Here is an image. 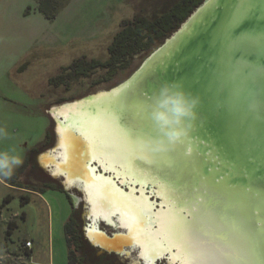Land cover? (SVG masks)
Masks as SVG:
<instances>
[{
    "label": "rangeland",
    "instance_id": "374dc122",
    "mask_svg": "<svg viewBox=\"0 0 264 264\" xmlns=\"http://www.w3.org/2000/svg\"><path fill=\"white\" fill-rule=\"evenodd\" d=\"M175 1L69 0L54 20H47L38 10V0H0V129L7 133L0 137V152L19 155L24 162L28 150L42 142L50 128L48 111L100 92H109L125 83L162 43L135 56L128 69L113 76L108 70L99 69L88 77H70L69 67L82 59L106 61L109 45L123 22L142 13L155 15ZM96 101L94 106L86 104L77 108L74 118L88 129L95 141L92 143L93 157L109 164L112 162L116 168L122 171L125 168L126 174H130L128 148L132 149L133 145L128 146L127 136L119 134V137L115 134L118 130L109 124V118L116 113L108 107L112 102L109 99ZM69 138V143L73 141V152L78 151L79 138L75 135ZM56 144L57 139L48 150H55ZM64 150L67 154V148ZM134 176L127 177L138 181ZM22 177L15 174L10 179L0 178V256L23 253L26 243L31 242L35 263L69 264L65 237V224L71 215L68 197L56 190L41 191L40 186H36L35 193L12 189L18 188L15 181ZM67 189L82 197L75 188ZM103 189L99 191V198L104 206L126 208L125 204L129 203L126 198L122 196L125 203L109 187ZM169 200L171 204L168 203L170 207L166 208L168 215H163L157 248L177 249L176 254L187 261L183 252L194 258L195 247L183 239L182 224L179 230V218L171 213L170 196ZM85 213L82 209L84 223ZM138 218L142 222L144 217L139 215ZM101 228L109 234L116 229L103 223ZM181 239L186 251L180 246ZM197 255L201 264H217L203 246ZM133 257L120 255L115 260L117 264H135ZM1 262L11 264L5 257ZM190 263L194 264V261L190 259ZM157 264L167 263L158 261Z\"/></svg>",
    "mask_w": 264,
    "mask_h": 264
},
{
    "label": "water",
    "instance_id": "95a60500",
    "mask_svg": "<svg viewBox=\"0 0 264 264\" xmlns=\"http://www.w3.org/2000/svg\"><path fill=\"white\" fill-rule=\"evenodd\" d=\"M237 13L245 18L239 31L253 33L254 41H236L229 34L231 17ZM132 80L138 99L149 105L165 81H180L186 90L201 97L198 118L186 138L196 153L194 176L206 185L212 200L227 209L244 195L246 199H264V0H205L125 83L108 93ZM93 166H97L95 162ZM97 168L98 173L103 172ZM60 178L64 182V177ZM72 188L81 192L80 202L83 200L85 210H89L84 192ZM73 199L80 203L78 196ZM246 203L241 209L247 217L240 222L249 234L254 233L259 246V233L257 236L254 230L263 210L256 216L255 207ZM84 216L85 235L92 244L87 228L94 224ZM114 220L117 222L116 217ZM102 223L115 227L104 220ZM116 234V229L108 233L112 237ZM95 247L122 256L138 254L130 247L122 254ZM133 260L144 264L143 258L135 256ZM156 261L170 264L169 254Z\"/></svg>",
    "mask_w": 264,
    "mask_h": 264
},
{
    "label": "bare ground",
    "instance_id": "6f19581e",
    "mask_svg": "<svg viewBox=\"0 0 264 264\" xmlns=\"http://www.w3.org/2000/svg\"><path fill=\"white\" fill-rule=\"evenodd\" d=\"M136 76L134 78H136ZM133 80L110 93L100 92L82 102L75 101L76 103L73 104L69 103V105L66 104L53 108V117L57 120V144L58 139L60 143L55 150L52 149L48 153L45 152L47 154H43V157L41 156L42 162L45 166H54V173L66 176V179L63 176L66 187L69 186L72 188V184H84L83 189L87 194V201L90 203L91 214H93L91 217L95 228L99 227L101 220H104L108 224L124 229L125 234L117 238L119 246L113 247H109L107 240L99 233L90 232V238L107 249L123 252L122 247L124 245H130L131 250L136 249L138 251V255L144 259L145 264H155L158 258H163L166 254H169L170 264H191L190 259L194 261V264H201L199 258H197V251L203 246L209 251V256L212 257L217 264H219L221 260L224 261V264H248L247 261L228 258L227 253L229 250L244 248L250 241V234L243 225L244 222H240V219H246L247 217L245 212L241 209V206L247 204L246 202L251 203L253 208L255 207L256 216H258V214L260 216L259 210H263L260 222L257 223V229H255L254 232H256L257 236L259 233L260 243L258 247L264 246V199L253 197L246 199L247 197L244 195L241 198L237 197L241 200L238 199L239 201L236 205L226 206L227 209L212 200L208 196L209 192L205 189L206 185L197 181L194 176L193 171L196 169L197 162L196 153H193L189 139H187L186 136L180 144L176 145L173 150L168 153L152 157L151 159L141 158L137 138L141 135H153L155 133L153 122L148 115L149 104L138 99L137 92L134 90L135 82ZM104 99H109V101L112 102L108 104V107L116 112L114 116L109 118V124L118 130H115V134L119 137L121 134H126L128 146L129 144L133 145L132 149L128 148L130 174H126L125 168H123V171L121 168H116L112 162L109 164L104 159L94 158L91 152L94 149L92 143L95 141L90 137L88 129L81 126L74 118L77 108L86 104L94 106L96 100ZM125 105H133L134 110L121 115L120 110ZM130 116H134V119L130 118ZM66 128L69 129L67 130ZM73 131L79 132L80 138L84 143L83 145L80 141L78 151L75 150L74 152L73 145H71L73 141L69 143V137L73 135ZM64 148H67V154ZM92 162H98L103 169V172H99L102 175L95 174L96 169L90 167ZM135 165L143 167V171L140 173H144L147 176H157V178L166 185L168 199L165 196L166 194L158 193L159 197H162V207L158 208L156 211V203L151 202L149 197L145 195L143 189L139 190L140 194H136L134 188H130L129 191L121 189V185L127 186L130 183H134L132 178H129L130 181H128L127 176L134 175ZM45 168L50 169L51 172L53 171L51 167ZM106 174H109L111 177H108V175L106 176ZM53 175L60 177L55 174ZM114 176L117 177L121 185L113 180ZM105 186L109 187L113 194L120 197L123 201L124 199L122 196L126 198L129 202L126 203V201H124L126 203L125 206L127 205L126 208H119L116 205L104 206L101 203L99 191H104L103 188ZM169 196L172 200L171 213L174 214V217L179 218V230L182 224L180 231L182 234L184 233L183 239L195 247L196 257L194 256V258L189 256L187 252H183L188 257L187 261H185L183 256L179 253L176 254L177 249L172 248L168 250L164 249V247H158L159 250L157 248V245H159L158 241L161 240V232L163 229V223L161 224V222L163 220V215H168L166 208L170 207L168 205V203H170ZM80 198L81 197H79V202ZM197 198L200 199L201 202L205 200V206L209 209V215L202 227L199 240H193L189 235L185 234L183 228V222L185 220L190 222L192 220V215L181 202L184 201L187 203ZM128 204L130 206H128ZM163 205L166 206L163 207ZM238 206L240 208H236ZM176 207L179 210L177 215ZM234 207L236 209H233L232 212V208ZM87 213L88 210L85 215ZM139 215L144 217L142 222L138 218ZM114 217H116L117 222H115ZM181 218H183V220ZM88 229L89 228H87V230ZM248 229L251 228L248 227ZM183 239L179 242L181 244L180 246L185 248L182 244ZM187 250L189 251V247ZM255 264H264V262L256 261Z\"/></svg>",
    "mask_w": 264,
    "mask_h": 264
},
{
    "label": "flooded vegetation",
    "instance_id": "af4514ba",
    "mask_svg": "<svg viewBox=\"0 0 264 264\" xmlns=\"http://www.w3.org/2000/svg\"><path fill=\"white\" fill-rule=\"evenodd\" d=\"M52 110L47 112L49 115V118L51 120V125H50V128H49L45 138L38 145H36L35 147L28 150L26 157H25V160L23 162V165L21 167H19L17 169V171L14 172V175H13V176H15V174H16L17 176H23V177L21 178V180L15 181L16 183H18L17 184L18 188L12 187V189L27 192V193H35L36 188L38 186H40L41 191L48 189V190H56L58 192L64 193L68 197L69 203L71 205V215H70L68 221L66 222V224L69 221L72 222V231L74 234L73 239L75 242V252L73 253L72 263L73 264H117L115 259H116V257H118L120 255L114 254V256H110V254H113V253H107V252L103 253L98 248H95V246H99V247H103V246L97 244L94 240H92L90 238V232L99 233L104 239L107 240L109 247H113V246H119V241H117V238L119 236H122L125 234L124 229L122 227H116L117 234L114 235V237H112V236H109L106 231H103L101 229V227H100L101 223L99 224V227H97V228H95L94 226L89 228L87 230V235H88L90 241L92 242V244L95 245V246H93L88 241V239L86 238V235H84L86 222L84 223V221L82 220V214H81L82 209H85L84 201L82 200L80 203H76L73 199L74 195L69 193L68 189H66V187H64L63 182L58 181L56 176H54L53 174L58 175V176H64L65 179H66V176L63 174L54 173V169H55L54 166H45L44 163L42 162V157L47 154V153H45V151L50 152V150H48V149L54 144L55 139H57V134H58V131L56 132V124H57L56 121L57 120L55 119V117H53L54 114H53ZM73 132H74L73 135L77 136L79 138V140L81 141V143L84 145L83 140H81V138H80L81 136H80L79 132H75V131H73ZM58 138H59V136H58ZM59 143H60V141L58 139V144ZM58 144H57V146H58ZM93 163L94 162H92L90 164V167H92L93 169L94 168L96 169L95 174L96 175H102V174L97 172V169H98L97 167L100 166L98 164V162H95L97 166H93ZM45 167H51L53 169V171L47 172L44 170ZM134 171H135L134 175H136L134 177H136L138 180V181H136L133 179L134 183H130L127 186L121 185L120 181H118L116 176L113 177V180L116 181L119 185H121V187H122L121 189H124L125 191H129L130 188H134L136 191V194H140L139 190L143 189V191L145 192V195L149 197L151 202L156 203L155 204V211H156L158 208L162 207V204H161L162 197H159L158 193L166 194L165 196L168 199V193H167L168 191H167L166 185H164L162 183V181L157 178V176H147L144 173H140L141 171H143L142 166L139 167L138 165H135ZM108 177H111V176H109V174H108ZM128 181H130L129 178H128ZM19 183H22V184H19ZM74 186L80 188L84 192L86 202L89 206V210H88V213L86 215H88V217L92 219L91 216H93V214H91L90 203L87 201V194L85 193V191L83 189L84 184L83 185L82 184L81 185L72 184L71 187H74ZM67 188H70V187L67 186ZM75 190L81 194V192L78 189H75ZM165 206L163 205V207H165ZM177 212H179V210L176 207V214H177ZM84 218H85V216H84ZM66 224H65V227H66ZM65 237H66V234H65ZM126 247H130V249H131L130 245H124L122 247L123 252H118V251H116V252L122 254V253L126 252V250H127ZM103 248L107 249L105 247H103ZM107 250H109L110 252L115 251L113 249H107ZM137 257L139 259L141 258L138 254H137ZM69 258H70V254L68 253V262H69ZM133 261L135 264H139L138 260H133ZM143 261H144V259H143ZM143 263L145 264V262H143Z\"/></svg>",
    "mask_w": 264,
    "mask_h": 264
},
{
    "label": "trees",
    "instance_id": "16d2710c",
    "mask_svg": "<svg viewBox=\"0 0 264 264\" xmlns=\"http://www.w3.org/2000/svg\"><path fill=\"white\" fill-rule=\"evenodd\" d=\"M204 1L177 0L155 15L147 16L142 13L133 20L123 22L109 45L107 60H78L69 67L70 77H88L92 71L99 69H106L113 76L120 70L128 69L135 56L152 49L156 44H163ZM68 2L69 0H38V10L45 19L54 20ZM69 222L66 224L65 234L70 254L69 264H73L75 242L72 222Z\"/></svg>",
    "mask_w": 264,
    "mask_h": 264
},
{
    "label": "clouds",
    "instance_id": "9594fccd",
    "mask_svg": "<svg viewBox=\"0 0 264 264\" xmlns=\"http://www.w3.org/2000/svg\"><path fill=\"white\" fill-rule=\"evenodd\" d=\"M201 97L186 90L180 81H165L154 93L148 107V115L154 125L153 135L137 138L141 158L168 153L189 135L191 127L198 118ZM7 133L0 129V137ZM23 164L19 155L0 152V178L10 179L15 169Z\"/></svg>",
    "mask_w": 264,
    "mask_h": 264
},
{
    "label": "snow or ice",
    "instance_id": "6c2138e0",
    "mask_svg": "<svg viewBox=\"0 0 264 264\" xmlns=\"http://www.w3.org/2000/svg\"><path fill=\"white\" fill-rule=\"evenodd\" d=\"M244 20L245 18L241 14H234L230 20L229 34L234 36L236 41H254L255 37L253 36V33L239 31L242 28ZM132 110H134L133 105H125L120 110V114L124 115ZM181 204L186 207L192 215V220L190 222L186 220L183 222L184 232L185 234L189 235L193 240H199L202 227L209 215V209H207L205 206V200L204 202H201V200L197 198L187 203L182 201ZM181 219L183 220V218ZM227 256L228 258L247 261L248 264H255L256 261L264 262V246L258 247L254 233L250 232L249 243H247L246 246L242 249L229 250ZM219 264H224V261L221 260Z\"/></svg>",
    "mask_w": 264,
    "mask_h": 264
},
{
    "label": "crops",
    "instance_id": "0c3cea01",
    "mask_svg": "<svg viewBox=\"0 0 264 264\" xmlns=\"http://www.w3.org/2000/svg\"><path fill=\"white\" fill-rule=\"evenodd\" d=\"M24 249V248H23ZM25 250V249H24ZM5 257L8 260H10L11 264H46V263H41V262H34L33 258V247L31 249H26L23 253H18V254H7L4 256H0V263L2 258ZM6 263L7 262H3ZM48 264H52V262H49Z\"/></svg>",
    "mask_w": 264,
    "mask_h": 264
},
{
    "label": "built area",
    "instance_id": "2783aa9c",
    "mask_svg": "<svg viewBox=\"0 0 264 264\" xmlns=\"http://www.w3.org/2000/svg\"><path fill=\"white\" fill-rule=\"evenodd\" d=\"M32 248V243L31 242H27L25 245V249H31Z\"/></svg>",
    "mask_w": 264,
    "mask_h": 264
}]
</instances>
